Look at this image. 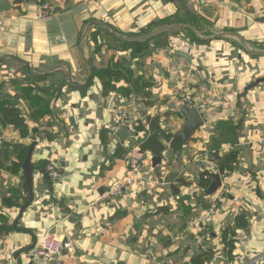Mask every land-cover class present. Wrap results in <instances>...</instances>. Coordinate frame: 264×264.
Returning a JSON list of instances; mask_svg holds the SVG:
<instances>
[{
    "label": "crops",
    "instance_id": "obj_1",
    "mask_svg": "<svg viewBox=\"0 0 264 264\" xmlns=\"http://www.w3.org/2000/svg\"><path fill=\"white\" fill-rule=\"evenodd\" d=\"M4 1L11 8L0 11V101L17 97L11 84L24 79L28 86L29 78H46L37 86L53 94L49 105L56 92L59 94L52 112L37 121L32 118L30 104L17 99L29 135L20 140L15 128L0 124V162L5 160L2 142L29 147L33 137L42 134L34 147L32 164L45 161L60 178L53 182L46 171L35 168L33 202L16 230L14 223L26 196L22 169L18 174L9 172L15 161L12 154L9 156L8 170L0 169V221L8 229L0 235V264H42L30 262L26 254L47 231L71 240L73 250L47 258L46 264H190L193 257L209 249L212 256L204 264H226L225 260L243 248L229 254L223 240L236 244L234 238L241 234L247 237L244 251L253 264L261 262L260 258L264 261V84L240 96L244 86L264 76V58L250 57L226 40L199 43L171 35L159 36L167 38L166 46H154L153 39L144 56L133 58L126 48L131 43L121 49L109 47L91 28L87 41L93 76L85 87H62L61 71L45 76L31 73L44 74L66 65L77 78V45L88 23L97 21L119 34L137 35L176 15L178 7L168 0H146L155 6L148 15L133 16L131 21L124 11L127 1L119 6L121 0H49L54 17L39 22L35 19L36 4ZM187 1L196 11L206 7L204 19L215 29L264 45V23L246 16L263 17L264 0ZM191 20L201 32L202 20ZM116 21L123 25L130 21L133 26L125 31ZM254 35L263 36L255 39ZM175 52L187 55L190 63ZM8 57L20 60L25 67L16 71L3 61ZM254 62L262 63L256 72L250 67ZM115 64L119 65L115 71L123 76L113 75L105 89L94 71ZM24 74L27 78H19ZM179 79L190 92L204 125L187 144L171 150L169 142L183 124V105L178 106L171 95V86ZM132 96L142 101L133 108L128 136L120 142L108 136L114 122L111 111ZM226 134L228 138L233 134L234 144L227 142ZM149 138H156L164 151L159 156L146 151L141 180L116 201H101L106 188L126 175L129 149L140 148ZM231 154L235 158L233 169L220 173L218 166ZM153 158H160L154 168ZM204 172L221 177V186L209 196L204 191L210 177L205 187L199 185ZM224 189L226 193L217 200L214 212L189 228V222L205 214ZM236 220L243 226L236 225Z\"/></svg>",
    "mask_w": 264,
    "mask_h": 264
},
{
    "label": "water",
    "instance_id": "obj_2",
    "mask_svg": "<svg viewBox=\"0 0 264 264\" xmlns=\"http://www.w3.org/2000/svg\"><path fill=\"white\" fill-rule=\"evenodd\" d=\"M25 3L36 4L38 0H23ZM173 2L178 7V13L169 19H166L162 22L150 25L146 31L137 35H122L114 30H112L109 26L104 23L92 21L88 23L81 31V35L79 38V42L77 45L78 52V73L77 78H73L69 69L66 65H58L53 69L49 70L44 74H35L31 73L35 76H45L49 73H53L55 71H61L64 74V82L63 86H68L71 88H82L85 87L89 80L93 76V68L91 66V55H90V45L87 41L88 32L91 28L96 30L106 41V44L109 47L115 49H121L125 44L128 43H140L145 44L149 41L161 36V35H171V36H182L190 41H196L199 43H209L215 40H226L240 49L243 53L250 57L256 58H264V45L263 44H253L245 41L238 34L226 31V30H218L215 29L211 23L206 21L205 15L206 11L204 10L206 7L201 8L199 11H196L187 0H168ZM11 5L4 0H0V11H8L10 10ZM255 23H264V16L261 18H253L252 16L246 15ZM191 18L202 20V26L199 25L198 29L201 32L197 31L196 24L192 22ZM120 44V45H117ZM175 55L180 56L187 60L190 63V59L187 55L182 52H175ZM3 61H6L7 64L14 68L16 71L23 69L25 64H23L20 60L14 59L11 57L5 58ZM264 84V76L260 78L254 79L252 82L244 86L241 90L240 96H243L245 92L254 89L257 86H261ZM59 92L53 96L49 110L52 112V106ZM180 115L183 118V124L180 129L176 131L172 139L169 142V148L171 150H175L179 145L187 144L193 137L194 133L204 125V120L202 116L199 114L198 110L195 108L187 109L185 107L180 108ZM57 123V121H56ZM61 132L64 134L63 127L59 124ZM42 134L35 135L32 139L31 144L29 145L23 164H22V177L23 184L22 190L24 195L26 196V202L19 210V215L15 220L14 227H17L19 220L24 214L25 210L31 206L33 202V171L35 167L32 164V153L34 147L36 146L37 139L42 137ZM128 136L127 128L123 127L120 131L115 134V137L119 139L120 142L123 141L124 138ZM61 137V136H59ZM160 158H153L151 163L154 168L157 164H159ZM209 185L204 191L205 196L212 195L215 193L219 187L221 186V177L219 174H214L209 178ZM17 230V228H16ZM32 248L34 247L31 246ZM28 248L25 251H29ZM243 250V249H242ZM23 253V252H20ZM17 252V255H20ZM169 264V263H162ZM188 264V263H183Z\"/></svg>",
    "mask_w": 264,
    "mask_h": 264
},
{
    "label": "trees",
    "instance_id": "obj_3",
    "mask_svg": "<svg viewBox=\"0 0 264 264\" xmlns=\"http://www.w3.org/2000/svg\"><path fill=\"white\" fill-rule=\"evenodd\" d=\"M23 0H16L17 4L22 3ZM168 43L166 37H158L153 40L154 46H166ZM127 49L131 50L132 57H142L146 54V51L148 49V43L146 44H137V43H131L127 45ZM118 64H115L112 68H107L106 70H98L94 71V76L99 78L103 84V87L106 89L109 86L108 79L112 78L113 75L116 76V78L122 77L123 75L118 74L115 69L118 68ZM46 78H29L31 81L28 86L24 85V79L23 80H17L13 82L11 85L14 87V90L18 93L17 97H8L5 100L0 101V124L2 127L11 126L15 128L18 138L20 140H23L27 138L29 135V131L27 130V127L24 123L23 116L21 114V111L17 108V99H23L27 101L33 112H32V118L34 120H39L44 118L49 114V99L53 94L49 93V90H43L37 86V83L44 81ZM39 93V94H38ZM43 96H46L44 98ZM226 130H230L228 127ZM35 134L36 131H33ZM230 134L231 132H227ZM227 135V142L229 144L235 143V138L232 134L228 138ZM167 139H169L170 136H166ZM28 147L24 146L23 144H8L5 142H2L1 150L5 156V160L3 162H0V169L2 170H8L6 168V162L9 158V156L12 154L15 157V161L11 163V168H9V172L12 174H18L21 171L22 164L26 155ZM140 152L144 154L146 151H151L154 155L159 156L163 151L164 148L161 146V144L158 142V140L155 138H149L145 143L139 148ZM234 156L229 155L227 156L222 163L218 166L219 172H229L233 169L232 164L234 162ZM37 165V166H36ZM38 170H41L43 172L46 171L47 162L40 161L37 164L33 165ZM210 177V174L208 172H204V174L200 177L199 185L200 187H205L208 184V178ZM15 195V194H14ZM13 195V196H14ZM16 196V195H15ZM14 196V197H15ZM3 201L11 206L14 205V203L10 201V199H3ZM236 225L239 227L243 226V222H239L238 220L235 221ZM3 220L0 221V235L7 232V227L2 225ZM231 230H227L226 235L230 233ZM226 245L228 246L229 254L233 252V249H236L235 243H227L225 239L223 240ZM212 256V250H206L202 252L200 255L193 257L190 260V264H204L205 261H207ZM233 257L230 256V259Z\"/></svg>",
    "mask_w": 264,
    "mask_h": 264
},
{
    "label": "built area",
    "instance_id": "obj_4",
    "mask_svg": "<svg viewBox=\"0 0 264 264\" xmlns=\"http://www.w3.org/2000/svg\"><path fill=\"white\" fill-rule=\"evenodd\" d=\"M54 17V12L49 0H38L35 9V19L39 22H48ZM171 95L174 99L179 101L183 107L187 109H196V104L186 89L181 79L174 81L171 86ZM142 99L139 96H132L123 105H119L113 108L111 111L112 118L114 120L112 127L109 130L108 136L116 138L115 134L123 127L128 129V123L131 119V112L137 103ZM148 130V127H147ZM127 172L126 175L119 181L115 182L102 194L100 200L106 203H111L121 198L127 193L133 186H135L141 180V165L143 163V154L140 152L139 147H133L127 152ZM46 173L51 181H57L60 175L55 171L54 167L49 165L46 167ZM226 193V190L220 191L210 203V209L205 214L200 215L192 219L189 222V228H194L197 224H201L206 220L207 216L211 215L217 207V200ZM238 203V200H236ZM236 248H243L242 252L235 251L234 257L230 260H225L226 264H253V258L249 257L244 248L247 244V237L244 234L236 236ZM73 250L71 240L60 239L55 232L47 231L43 234L38 245L34 246L27 254L26 257L32 263L46 264V259L51 256H57L61 252L70 253ZM258 264H264L262 258Z\"/></svg>",
    "mask_w": 264,
    "mask_h": 264
},
{
    "label": "rangeland",
    "instance_id": "obj_5",
    "mask_svg": "<svg viewBox=\"0 0 264 264\" xmlns=\"http://www.w3.org/2000/svg\"><path fill=\"white\" fill-rule=\"evenodd\" d=\"M127 1V5L125 4V14H127L129 16V18L131 19V21L134 20L133 16H135L136 19H138L141 15L143 16V14H149V10L151 8V6H155L152 1H146V0H121V3L119 6L123 5V2ZM150 2V3H149ZM151 4V5H150ZM119 6L118 9L116 10V12H119ZM115 12V13H116ZM116 24H119V28H121L122 30H125V31H130L133 24L130 22V21H127L126 24H121V22H118L116 21ZM263 35H254L253 38L255 39H259V37H261ZM246 38H248V36H246ZM179 40H183L181 38H178ZM184 43H186V41L183 40ZM189 44V42L187 43ZM190 46H192V44L190 43ZM245 58V57H244ZM235 60H236V57H235ZM249 63V62H248ZM247 62L244 63V66L245 67H249V64ZM262 65L261 64H257V62H254L253 64H250V67L252 66L253 67V70H256L258 69V66ZM264 65V63H263ZM251 67V68H252ZM19 78H27V75L24 74L22 76H19ZM177 102V105L180 106V102L179 101H176ZM10 260H12V257L10 256L9 257Z\"/></svg>",
    "mask_w": 264,
    "mask_h": 264
}]
</instances>
